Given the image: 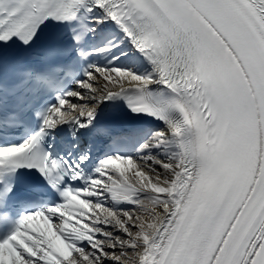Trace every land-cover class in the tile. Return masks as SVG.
Returning <instances> with one entry per match:
<instances>
[{
    "label": "snow or ice",
    "instance_id": "1",
    "mask_svg": "<svg viewBox=\"0 0 264 264\" xmlns=\"http://www.w3.org/2000/svg\"><path fill=\"white\" fill-rule=\"evenodd\" d=\"M0 264H264V0H0Z\"/></svg>",
    "mask_w": 264,
    "mask_h": 264
}]
</instances>
